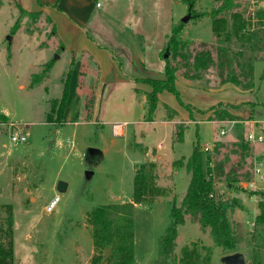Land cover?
<instances>
[{
  "label": "rangeland",
  "instance_id": "1",
  "mask_svg": "<svg viewBox=\"0 0 264 264\" xmlns=\"http://www.w3.org/2000/svg\"><path fill=\"white\" fill-rule=\"evenodd\" d=\"M95 1L107 21L102 29L106 37H97V42L122 60L137 52L145 67L138 80L149 92L150 80L164 78L168 59L176 67L179 98L166 91L161 94L163 100L175 101L179 108L173 110L162 104L155 111L154 123L134 125L143 115L146 117L147 103L129 100V89L106 86L96 91V69L83 58L77 75L83 103L97 94L89 116L83 107L81 117L74 116L71 122L65 123L63 115L61 123L46 122L51 101L61 95L72 57L63 55L45 13L24 9L16 0H0V115L5 118H0V204L13 208V264H89L95 252L87 213L99 205L130 202L136 167L149 164L154 156L156 162L146 170L147 175L172 193L153 203L134 206V263L158 264V239L170 222L172 205H180L190 180L183 167L173 168L171 164L178 159L185 161L194 143L212 149L211 168L221 165V171L217 173L216 169L213 175L215 194L221 200L240 202V207L229 211V217L238 224V252L244 255L246 264L254 259L264 264V224L255 222L260 194L255 192L254 196L240 183L248 173L251 178L253 159L264 158V142L246 139L255 126L253 122L264 121V59L259 58L263 52L256 46L243 49L239 63L253 61L249 90L221 82L215 68L194 78L184 60L174 56L173 50L167 51L168 40L178 30L175 38L182 44V57L191 58L195 52L209 49L215 60L218 44L208 14L218 0H194L191 12L185 0ZM234 1L236 10L245 17L264 8V0ZM231 48L236 52L242 47L232 43ZM136 94L144 95L142 90ZM217 113L226 118L219 120ZM187 114L188 118L175 122ZM172 119L174 123L161 122ZM123 121L129 124L125 127L126 142L111 133V124ZM13 125L23 128L27 138L24 144L10 142L8 131ZM181 134L182 139L177 140ZM104 140L114 141L105 155L101 149ZM242 141L249 146L247 152L241 149ZM89 147L103 154L97 165L84 159ZM233 170L239 182L228 184L226 175ZM54 195L59 196V202L46 213L44 206ZM176 230L175 255L181 247L196 243L210 247L211 262L220 264L224 253L213 244L208 230L201 231L188 216ZM102 255L101 264H105L110 250Z\"/></svg>",
  "mask_w": 264,
  "mask_h": 264
},
{
  "label": "trees",
  "instance_id": "2",
  "mask_svg": "<svg viewBox=\"0 0 264 264\" xmlns=\"http://www.w3.org/2000/svg\"><path fill=\"white\" fill-rule=\"evenodd\" d=\"M185 1L189 3L188 12H191L194 0ZM237 6L234 0H218L217 5L208 14L211 19V31L218 44L215 60L209 49L199 50L191 58L189 55L182 57L179 51L182 44L175 38L178 30L174 31L169 38L168 44L170 46L167 47V51L173 50L174 56L178 55L181 60H184L187 71L193 72L192 77L198 78L201 72L215 68L221 82L231 83L246 91L252 87L253 65L251 62L253 61L239 62L244 56L243 49H253L255 46L263 52V56L259 58L264 59V8L255 11L249 17H245L242 12L236 10ZM52 29L55 34L54 25H52ZM232 43H237L242 48L233 52ZM175 75L176 67L171 66L167 59L164 66V78L149 81L151 91L146 97V121L152 120L157 109V95L159 93L166 91L173 94L176 99L179 98V92L175 87ZM69 77L70 70L63 81V89L59 99L51 101L47 117L49 115H53V117L52 119L46 117V122H62L61 117L67 99ZM93 99L94 97H91L83 103L86 117L89 116L93 107ZM217 117L219 120L226 118L219 113H217ZM0 118L5 119L3 115H0ZM180 139H182V134L177 136V140ZM241 149L247 152L248 144L242 141ZM209 153L201 151L198 143H194L192 153L185 161L178 159L171 164L173 168L183 167L186 173L190 175V180L180 205H172L170 222L163 235L158 239V264H213L211 262V248L200 247L196 243L190 246L185 245L180 248L178 255L174 254L176 229L184 223L186 216L191 222L197 223L201 231L208 230L213 244L219 247L224 255L239 251L237 249L240 242V235L237 231L238 224L229 217V211L240 207V202L221 200L215 194L213 175L216 169L217 173L221 171V165H218L215 170L213 167L211 168ZM84 159L92 164L93 159L91 160L85 154ZM153 167L154 163L136 167L130 202L99 205L87 213L86 224L91 230L95 252L89 264H101L102 254L107 249L110 250V255L105 264H135L134 206L153 203L157 199L169 197L172 193L171 189L156 185L155 180L147 175L146 170ZM249 175L248 173L244 176L246 178L244 181L249 180ZM226 177L228 184L239 182L235 177L234 170ZM257 207L259 213L255 222L264 224V202L260 200ZM0 264H13V208L11 204H0ZM251 264L261 263L254 259Z\"/></svg>",
  "mask_w": 264,
  "mask_h": 264
},
{
  "label": "crops",
  "instance_id": "3",
  "mask_svg": "<svg viewBox=\"0 0 264 264\" xmlns=\"http://www.w3.org/2000/svg\"><path fill=\"white\" fill-rule=\"evenodd\" d=\"M16 2L22 8L29 11L45 13L49 17L52 25H54L55 37L61 45L63 55H71L72 57L70 60L72 64L69 63L71 68L68 81V94L63 110L65 123H68V121L71 122L74 116L77 118L81 117L82 114L83 98L79 92L77 75L83 58H86L90 65L96 69V91L106 86H111L112 90L119 88L129 89L127 92L129 100L136 101L140 99L142 103H147L146 95L149 90L147 89V85L138 80L142 78L141 75L145 71V67L143 60L139 57L137 52L129 54L128 56H123L124 58L122 60L120 56L115 55L110 48L97 42V37L102 39L104 36L106 37L105 31L103 32L102 29L106 28L105 23H107V21L103 20L101 17L102 14H100L98 10L101 5H99L98 2L95 0H16ZM114 38L116 39L115 36ZM175 87L177 91L180 92L176 81ZM139 90H142L144 93L141 97H137L136 94ZM161 93L157 95V107L160 109L162 104H164L173 110H178V103L175 101L172 102L168 100V98L166 100L169 102L163 100V95ZM96 95L94 98H96ZM93 111H95V109H93ZM154 115L151 121H146L143 115L142 120L136 121L133 124L137 125L142 122L154 123ZM161 115L163 116L162 110ZM188 116L189 114L184 116L181 115L180 119H175V122H179L183 119L185 120V117L188 118ZM161 122L163 124L174 123V120L172 119L170 122L162 120ZM127 124V121H123L120 124H111L112 135L124 138L126 142L128 140V131L125 129ZM132 136L135 137L134 133H132ZM103 143L104 147L101 149L105 155L114 145V141L104 140ZM158 147L162 148V144H159ZM156 159L157 156H154L153 160L148 162L155 163ZM32 253L31 251V254Z\"/></svg>",
  "mask_w": 264,
  "mask_h": 264
},
{
  "label": "built area",
  "instance_id": "4",
  "mask_svg": "<svg viewBox=\"0 0 264 264\" xmlns=\"http://www.w3.org/2000/svg\"><path fill=\"white\" fill-rule=\"evenodd\" d=\"M254 124L255 126H253L254 127L253 130L246 135L247 141L251 143L264 142V121L263 122L256 121L253 122V125ZM220 134L224 135V131L221 130ZM8 136L10 142L14 145L24 144L27 140L26 135L23 132V128L14 125H13V129H9ZM200 150L203 152H209L212 149L206 145L203 148H200ZM253 160L254 161L252 163L253 166H252L251 178L247 181H242L240 183L247 186L249 190L254 193L253 194L254 196L256 195L255 192H259L260 200L264 202V170H263L264 158L259 157L257 159L254 158ZM58 202H59V196L54 195L52 198H50L47 204H45L44 211L46 213H51L55 209Z\"/></svg>",
  "mask_w": 264,
  "mask_h": 264
},
{
  "label": "water",
  "instance_id": "5",
  "mask_svg": "<svg viewBox=\"0 0 264 264\" xmlns=\"http://www.w3.org/2000/svg\"><path fill=\"white\" fill-rule=\"evenodd\" d=\"M188 18H189V15H187L185 18H183L182 22L183 23L186 22L188 20ZM8 40H10V37H8ZM85 155L88 156L91 160L93 159L91 161V163L93 165H97L100 162L102 152L98 148L89 147L86 149ZM87 175L89 176L90 173H87ZM220 263L221 264H246L244 255L241 252L223 255L220 258Z\"/></svg>",
  "mask_w": 264,
  "mask_h": 264
}]
</instances>
